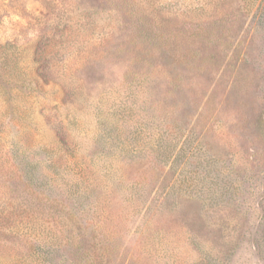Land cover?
Segmentation results:
<instances>
[{"label": "rangeland", "instance_id": "1", "mask_svg": "<svg viewBox=\"0 0 264 264\" xmlns=\"http://www.w3.org/2000/svg\"><path fill=\"white\" fill-rule=\"evenodd\" d=\"M262 2L0 0V264H264Z\"/></svg>", "mask_w": 264, "mask_h": 264}, {"label": "trees", "instance_id": "2", "mask_svg": "<svg viewBox=\"0 0 264 264\" xmlns=\"http://www.w3.org/2000/svg\"><path fill=\"white\" fill-rule=\"evenodd\" d=\"M262 4H264V2H262ZM194 60V56H193V53H192V55L190 56V57H185V62L186 63H188V64H190L192 61ZM176 77H179V76H177V75H175ZM172 83H174V85H176V84H178L179 83V80H177V82L175 81V79L174 80H172ZM173 85V86H174ZM174 87H176V86H174ZM155 176V178H156V175H154ZM71 229V228H70ZM72 230V229H71ZM71 230H69V231H67L66 233L68 234L69 232H71ZM70 235V234H69Z\"/></svg>", "mask_w": 264, "mask_h": 264}]
</instances>
